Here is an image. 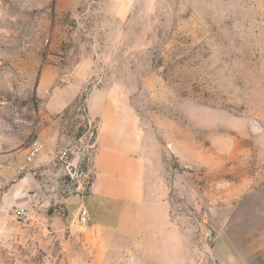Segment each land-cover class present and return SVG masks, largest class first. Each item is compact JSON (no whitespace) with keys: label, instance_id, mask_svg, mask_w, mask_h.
Segmentation results:
<instances>
[{"label":"rangeland","instance_id":"1","mask_svg":"<svg viewBox=\"0 0 264 264\" xmlns=\"http://www.w3.org/2000/svg\"><path fill=\"white\" fill-rule=\"evenodd\" d=\"M233 246L264 256V0H0V264Z\"/></svg>","mask_w":264,"mask_h":264},{"label":"crops","instance_id":"2","mask_svg":"<svg viewBox=\"0 0 264 264\" xmlns=\"http://www.w3.org/2000/svg\"><path fill=\"white\" fill-rule=\"evenodd\" d=\"M101 160L105 161L106 163V156L104 155ZM98 190L99 192H97ZM98 190L97 191L95 190L96 192L93 193L94 197L101 199V201L103 202L106 208L110 205H113L114 202L119 200L120 198L118 196L117 197L114 196V194H111L109 192V190L113 192V188L110 187L108 184L106 186L104 184L99 185ZM87 202H88V206L91 207L92 201L88 199ZM91 212H92V215L95 216V212L93 210H91ZM106 214H110V212L106 210ZM108 217H109L108 215L107 216L105 215V220L96 221L94 224V227H96L98 231H104V229L106 228H111L107 222ZM241 251L242 250H240L237 246H233L234 261L231 262L230 264H264V256H262L261 253H258L260 254V257L257 258V260H254L253 257H251L250 259H247L245 256H243Z\"/></svg>","mask_w":264,"mask_h":264},{"label":"built area","instance_id":"3","mask_svg":"<svg viewBox=\"0 0 264 264\" xmlns=\"http://www.w3.org/2000/svg\"><path fill=\"white\" fill-rule=\"evenodd\" d=\"M43 147L41 145H39V143L35 142L33 143V145L29 148V152H28V161L32 162L33 160H35V158L41 153ZM68 157H69V151H64L61 152L58 160L60 163L64 164L66 169L68 171H70V169L72 168V164L68 162ZM19 215L24 218L26 216V213L24 210H20L19 211ZM90 215L89 212L86 209H83V211L80 213V218H79V222H81L83 225H87L90 222Z\"/></svg>","mask_w":264,"mask_h":264}]
</instances>
